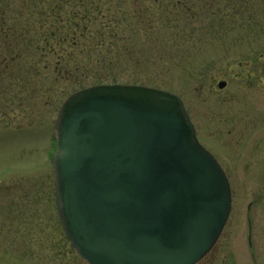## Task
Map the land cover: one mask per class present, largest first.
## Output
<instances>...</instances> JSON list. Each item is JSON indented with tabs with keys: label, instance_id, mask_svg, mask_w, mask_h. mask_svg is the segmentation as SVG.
I'll list each match as a JSON object with an SVG mask.
<instances>
[{
	"label": "rangeland",
	"instance_id": "374dc122",
	"mask_svg": "<svg viewBox=\"0 0 264 264\" xmlns=\"http://www.w3.org/2000/svg\"><path fill=\"white\" fill-rule=\"evenodd\" d=\"M67 1H59L66 10L56 21L38 17L54 36L38 30L39 24H27L38 48H14L9 54L1 48L8 59L14 55L16 64L5 80L18 81L0 97V264H87L57 219L50 164L51 129L70 92L97 82L171 91L182 100L199 143L219 154L225 94L238 86V76H264V0H230L228 8L227 0H214L209 13L229 10L223 24L219 18H193L198 4L182 10L176 0ZM83 14L84 29L74 26L66 33V18L77 22ZM120 51L125 54L117 60L114 54ZM101 57L114 62L103 65ZM75 68L77 75H65V69ZM218 81L226 86L218 88ZM25 83L30 92L19 95ZM231 186L228 220L197 264H264V197L255 208L256 226L247 228L245 219V203L256 191L263 193L264 181L250 177L232 180Z\"/></svg>",
	"mask_w": 264,
	"mask_h": 264
},
{
	"label": "water",
	"instance_id": "95a60500",
	"mask_svg": "<svg viewBox=\"0 0 264 264\" xmlns=\"http://www.w3.org/2000/svg\"><path fill=\"white\" fill-rule=\"evenodd\" d=\"M53 138L58 218L89 264H195L216 241L227 180L173 94L82 89L63 103Z\"/></svg>",
	"mask_w": 264,
	"mask_h": 264
},
{
	"label": "flooded vegetation",
	"instance_id": "af4514ba",
	"mask_svg": "<svg viewBox=\"0 0 264 264\" xmlns=\"http://www.w3.org/2000/svg\"><path fill=\"white\" fill-rule=\"evenodd\" d=\"M59 1H62L63 5L69 4L67 0H0V84L5 81L7 69L16 68V65L11 64V67H8L7 57L2 55V52H5L7 48H38L37 43L33 44L32 39L29 38L32 35L30 27L27 28L29 22H33L36 28L37 24L41 25L38 30L44 34L54 36L55 33L53 31L51 32L49 29L44 31L45 27H43V24L45 23H38V17L41 19L46 18L47 20L50 17L53 21H56L60 16V12H62L61 10L65 9L64 7L61 9V4L58 5ZM189 1L191 2L188 3ZM213 1L176 0L182 10L186 9V5H188L187 9H191L190 5L198 4L193 7L198 8L196 9L198 12L195 10L194 14H192L193 18L196 17L201 21L217 18H219L217 20L226 19L229 16V10L222 12L220 15L219 12L209 13L213 7ZM225 3H227L228 8L229 4L233 2L230 3V0H227ZM32 5H36V8H33ZM43 6L47 9H41ZM81 18L83 21H80ZM83 18L84 14L83 17L80 15L79 20L76 22L75 19L72 21L71 15L68 16L65 20L66 25H64L68 31L66 33H69L72 29L74 30V26L78 31L84 29ZM28 39L30 43H28ZM46 42L45 40V44L41 48H48ZM1 48L6 49L2 51ZM10 80L7 79L6 81L9 83L15 81V79ZM236 80L239 82L238 86L232 87L229 93L224 96V104L226 105L223 112V122L226 124H224V144L222 143L223 146L216 144V150L219 154L212 152L229 182L231 205L233 204L234 196L231 186L232 180L245 181L251 177V179H262L264 181V76H238ZM0 88H2L0 91L4 90L3 87ZM262 164L263 166H261ZM241 171L244 177H241ZM244 171L247 172V175H245ZM262 197H264V190L262 194L256 191L250 200L245 203L247 228L256 226L255 208L260 206Z\"/></svg>",
	"mask_w": 264,
	"mask_h": 264
},
{
	"label": "trees",
	"instance_id": "16d2710c",
	"mask_svg": "<svg viewBox=\"0 0 264 264\" xmlns=\"http://www.w3.org/2000/svg\"><path fill=\"white\" fill-rule=\"evenodd\" d=\"M88 49H89V48H86V50H85V52H86L87 54L90 52ZM12 50H14V48H8V51L11 52ZM43 50H44V48H43ZM86 53H85V54H86ZM55 54H56V53H55ZM124 54H125L124 51H120V52L114 54V58H116L117 60H119ZM101 59H102V64H103V65H107V66L110 65V64H112V63L114 62V59H113V58H110V57H101ZM32 63H34V62L32 61ZM77 73H78V69H77V68H75V70H73V72L70 71V74H71V75H77ZM10 81H11V80H10ZM17 81H18V80L15 79L14 82L9 83L8 81L5 80L3 84H0V87H3V88H4V90H1V91H0V97L5 96V94H6L5 90H6L11 84H16ZM26 83H28V81H27ZM26 83L23 84V85H26ZM97 83H103V82H97ZM6 86H7V87H6ZM26 87H27V89L25 90V88H24V90L21 91V93H19V95H23L25 92H26V93L30 92V91H28V90L30 89V87H29L28 84L26 85ZM0 89H2V88H0Z\"/></svg>",
	"mask_w": 264,
	"mask_h": 264
}]
</instances>
